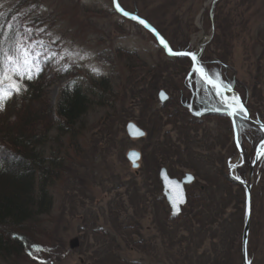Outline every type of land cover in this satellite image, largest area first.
Returning <instances> with one entry per match:
<instances>
[{"label": "rangeland", "instance_id": "374dc122", "mask_svg": "<svg viewBox=\"0 0 264 264\" xmlns=\"http://www.w3.org/2000/svg\"><path fill=\"white\" fill-rule=\"evenodd\" d=\"M119 1L175 51L207 43L200 52L203 66L219 73L264 124V0ZM15 6L24 33L31 30L48 51L87 53L43 65L39 75L54 114L61 95L75 85L91 103L75 131L57 126L44 146L64 159V169L50 182L51 212L38 218L31 235L43 251L0 264H244V183L251 184L252 198L248 256L251 264H264V159L252 176L250 165L241 167L236 175L244 183L228 178L229 165L240 161L232 122L213 114L218 100L205 83L202 95L211 103L195 107L201 79L191 72L192 60L168 56L152 33L117 14L112 0H0V14ZM31 81H23L21 92ZM161 90L169 93L166 102L158 99ZM6 110L0 111V130L14 121H7ZM130 121L147 136L131 139ZM247 122L241 147L253 162L264 132ZM131 149L142 152L139 168L127 159ZM161 166L179 178L186 172L197 177L177 217L162 195Z\"/></svg>", "mask_w": 264, "mask_h": 264}, {"label": "trees", "instance_id": "16d2710c", "mask_svg": "<svg viewBox=\"0 0 264 264\" xmlns=\"http://www.w3.org/2000/svg\"><path fill=\"white\" fill-rule=\"evenodd\" d=\"M17 6L0 14V27L7 26L5 35L13 30H17L16 35L20 37L24 33V20L22 15L17 14ZM201 58L205 60L204 56ZM206 66L208 67L207 63ZM46 87L45 79L40 74L28 82L26 91L22 90L20 96H13L4 108L6 110L10 106L9 112L6 110L4 113L8 112L10 115L7 121L12 118L14 121H10L11 124L8 122L0 130L3 136L0 137V259H12L24 254L31 258L37 248L43 251L44 244L38 243L31 235L38 232V218L51 212L53 200L49 192L50 182L59 179L64 169V159L59 158L54 150L50 154L44 152V146L51 140L49 132L57 126L61 130L69 128L75 131L76 125L88 113L91 103L82 87L75 85L61 95L54 114L53 108L48 105ZM100 88L105 92L110 89L101 85ZM201 88H204L205 93L206 86L200 82L195 87L197 107L211 103L206 94L202 95ZM205 97L207 99L204 101ZM34 105H39L40 108L37 109ZM16 107L20 109H15ZM251 124L262 131L259 125ZM72 135V144L76 145V132ZM257 149L259 148L255 147L252 151L256 154ZM247 155H244L245 166L252 163V158L249 159ZM238 173H241V168ZM228 178L238 185L229 176ZM41 261L40 259L39 262Z\"/></svg>", "mask_w": 264, "mask_h": 264}, {"label": "snow or ice", "instance_id": "6c2138e0", "mask_svg": "<svg viewBox=\"0 0 264 264\" xmlns=\"http://www.w3.org/2000/svg\"><path fill=\"white\" fill-rule=\"evenodd\" d=\"M114 6L116 9L124 16H130V13L123 10L118 2H115ZM131 19L138 20V22L146 28H151V26L144 21L139 19L137 16L132 15ZM155 32V29H151ZM7 31V26L0 27V111H3L7 102L12 98V96L19 95L22 89V84L24 80H33L38 77L39 73L43 70V65L48 62L59 63L61 60L69 59L70 62L74 61L76 58L85 59L87 53L82 51H77L74 53H69L68 57L65 56L63 52L60 54L56 52H50L47 50V45L43 40L34 39L31 35V30L27 33H21L23 39L16 35L17 30H13L5 35ZM42 31V30H41ZM159 37V33H156ZM159 42L168 50V53L172 56H182L190 57L194 62L193 71L200 75L201 83H206L211 86L210 94L214 96L219 101V106L215 108V111L223 112L232 118L234 129L239 128V132L236 133V143L238 148L242 143V138L244 130L247 127L242 121L251 120L248 114V110L245 107L244 102L238 94L233 92L230 84L225 83L219 77V73H213L210 69L203 66L202 62L200 66H196L198 61V53L196 51H173L169 45L165 42L163 38L159 39ZM70 66V64H69ZM64 71L68 70L67 67H63ZM93 72L99 74V70L93 68ZM191 78V77H190ZM23 90L26 91V88ZM231 94V95H229ZM161 98H165V93L161 91ZM200 113H197L199 115ZM128 128L130 133L135 136L142 137L145 133L139 129L136 125L129 124ZM264 130V129H262ZM264 148V143L261 145ZM241 156H243V150L241 149ZM139 153L132 152L129 154V159L134 166L138 167L136 163L139 160ZM264 159V152L258 157ZM230 166L235 169L236 167L242 166L241 162L235 164H230ZM167 179V177H166ZM194 180L190 174L185 177L183 181H171V183L176 184L181 187L185 182H191ZM174 214H178L180 211V204L184 203L183 198L179 200L173 199L172 201ZM247 241H244V249L246 253ZM41 249L37 248L36 251ZM31 255V253H29Z\"/></svg>", "mask_w": 264, "mask_h": 264}, {"label": "water", "instance_id": "95a60500", "mask_svg": "<svg viewBox=\"0 0 264 264\" xmlns=\"http://www.w3.org/2000/svg\"><path fill=\"white\" fill-rule=\"evenodd\" d=\"M113 1V7H114V10L118 13V14H120V15H122V16H124L123 14H122V12H120V11H118L117 9H116V7L114 6V4H115V2H118L119 3V5H120V2H119V0H112ZM214 2H215V0H214ZM120 7L123 9V10H125L121 5H120ZM125 11H127V10H125ZM128 13H130V16H124V17H126V18H128V19H130V20H132V21H134V22H136V23H138V24H140L139 22H138V20H133V19H131V16L132 15H135V16H137L139 19H143L144 21H146L150 26H151V28H146V27H144L143 25H141V26H143L146 30H148L150 33H152V35L155 37V39L157 40V42H158V44L160 45V47H162V49L165 51V53L168 55V56H170V57H179V56H172V55H170L169 53H168V50L167 49H165L164 48V46L159 42V39L160 38H163L164 40H165V42L169 45V47L171 48V46H170V44H169V42L167 41V39L150 23V22H148L146 19H144V18H142V17H140V16H138L137 14H134V13H131V12H129V11H127ZM151 29H155V32H153ZM156 33H159V37L156 35ZM205 44H207V43H202L201 44V46L198 48V50L196 51L197 53H198V61L196 62V66L197 67H199L200 66V63H199V54H200V52H201V50L203 49V47L205 46ZM172 49V48H171ZM173 50V49H172ZM173 51H175V50H173ZM191 51H193V50H191ZM177 52H179V51H177ZM190 58V57H189ZM192 63L194 64V62L192 61ZM199 77H200V75H199ZM201 78V77H200ZM161 91H163L164 93H165V98H161V96H160V93H161ZM160 92H159V95H158V98H159V100L161 101V102H166L168 99H169V95H168V93L165 91V90H161ZM251 117V116H250ZM251 120H253L252 119V117H251ZM129 124H133V125H136L139 129H141L135 122H133V121H131V122H129L128 124H127V126H126V130H127V133H128V135L130 136V138L131 139H139V138H142V137H144V136H142V137H139V136H135L133 133H130V130H129V128H128V125ZM262 127H264V126H262ZM144 133H145V131L143 130V129H141ZM146 134V133H145ZM236 138V137H235ZM132 152H136V153H139V156H140V158H139V160L136 162L138 165H139V161H140V159H141V152H139L138 150H135V149H132V150H129L128 151V153H127V158H128V160L130 161V159H129V154L130 153H132ZM241 158L243 159V157L241 156ZM257 160H258V156H257V158H256V161H255V163L251 166V172H250V174H251V176L253 175V169H254V167H255V164H256V162H257ZM131 162V161H130ZM132 163V162H131ZM132 166H133V168H138V167H136V166H134L133 165V163H132ZM230 171L232 172L233 171V168L231 167L230 168ZM191 175L192 177H194L191 173H186L185 174V176L184 177H182L181 179H177V178H173V177H171L170 176V174H169V172H168V170H167V168L166 167H162L161 168V170H160V179H161V181H162V185H163V194H164V196H165V198H166V200H167V202H168V204H169V206H170V208H171V214H172V216H177V215H179L180 213H181V211H182V207L186 204V202H187V190H186V186L187 185H189V184H191L194 180H192L191 182H185L184 184H183V186H182V190H181V187L180 186H178V185H176V184H173V183H171V181H183L184 179H185V177L187 176V175ZM166 177H167V179H166ZM232 177H233V175H232ZM194 179H195V177H194ZM244 185H245V188H246V215H245V226H244V232H243V239H242V249H243V262H244V264H251V261L249 260V257H248V235H249V225H250V219H251V210H252V198H251V184H246V183H244ZM180 198H183V200H184V203H182V204H180V211H179V213L178 214H174V208H173V204H172V200L173 199H175V200H179ZM247 241V246H246V253H245V249H244V241Z\"/></svg>", "mask_w": 264, "mask_h": 264}, {"label": "flooded vegetation", "instance_id": "af4514ba", "mask_svg": "<svg viewBox=\"0 0 264 264\" xmlns=\"http://www.w3.org/2000/svg\"><path fill=\"white\" fill-rule=\"evenodd\" d=\"M167 92V91H166ZM168 93V92H167ZM169 94V93H168ZM192 105H193V102H190ZM194 106V105H193ZM217 106H219V101L218 102H215L213 105H211V108L213 109V110H215V108L217 107ZM187 107H189L190 109H191V111H193L192 110V108L193 107H191V105H188ZM195 107H197V105H195ZM188 109V108H187ZM212 110V111H213ZM199 113V112H198ZM196 115H197V113H195ZM202 114H200V115H198V116H201ZM162 167V166H161ZM160 167V168H161ZM162 185V184H161ZM162 189H163V187H161ZM162 189H161V191H162Z\"/></svg>", "mask_w": 264, "mask_h": 264}, {"label": "bare ground", "instance_id": "6f19581e", "mask_svg": "<svg viewBox=\"0 0 264 264\" xmlns=\"http://www.w3.org/2000/svg\"><path fill=\"white\" fill-rule=\"evenodd\" d=\"M57 69V68H56ZM42 81V80H41ZM34 82V81H33ZM31 84V83H30ZM23 94V93H22ZM25 94V93H24ZM16 98V97H15ZM24 105V104H23ZM18 124V123H17Z\"/></svg>", "mask_w": 264, "mask_h": 264}]
</instances>
